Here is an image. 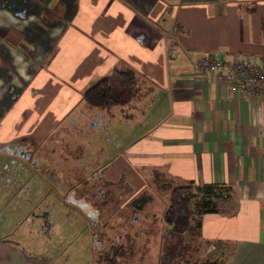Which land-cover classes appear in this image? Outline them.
Wrapping results in <instances>:
<instances>
[{
    "label": "crops",
    "instance_id": "obj_1",
    "mask_svg": "<svg viewBox=\"0 0 264 264\" xmlns=\"http://www.w3.org/2000/svg\"><path fill=\"white\" fill-rule=\"evenodd\" d=\"M188 56L264 68V0H0V163L36 153L40 166L48 158L61 169L0 184H81L82 154L115 147L105 183L226 186L232 208L203 214L201 239L223 264H264V95L233 90L230 75L203 72ZM114 69L134 73V98L90 106L84 93ZM45 188L26 198H43ZM31 210L18 215L30 220L25 234L17 215L12 235L0 229V264H32L13 247L53 214ZM41 253L31 256L42 261Z\"/></svg>",
    "mask_w": 264,
    "mask_h": 264
},
{
    "label": "rangeland",
    "instance_id": "obj_2",
    "mask_svg": "<svg viewBox=\"0 0 264 264\" xmlns=\"http://www.w3.org/2000/svg\"><path fill=\"white\" fill-rule=\"evenodd\" d=\"M131 133L132 130H130ZM105 142H108V138ZM115 150V147L111 151L103 152L86 150L81 158L82 167L76 169L77 172L74 174V177H79L82 183L60 185L54 182V185L59 187V200L52 199L53 195L49 194L54 185L50 184L48 179L42 185L38 183L0 184V229L3 232L10 231V234H13V224H11V228L8 225L9 217L11 216L10 220H13L14 215L18 216L24 212L26 207H32L31 213L47 210L53 214L50 221L42 218L39 224L33 222L35 225H40L42 230L44 229L43 231L40 229L41 231L35 232V234L32 231V236L27 237L26 243H18L16 247H13L21 262L32 264H126L121 263L120 259H114L113 256L103 257V252L113 250L111 246L114 243L111 240H118L128 245L129 238L136 248H133L135 256L129 260L128 264H159L160 255L165 252V242L162 239L165 225L162 223V215L169 203L168 195L161 193L160 187L150 181L144 182V185H139L137 181L130 184L127 182L128 178L118 176L117 179H114L113 184L105 183L104 175L106 171L111 170L108 164L116 154ZM5 154L9 153L5 152ZM28 160V163L12 161L6 165H3L4 161L1 160V180L8 179L13 174L17 177L26 175L29 177L28 174L31 173V176L35 174L37 176H41V174L61 175L59 173L61 169H58L57 166L52 167L55 163L49 162L48 158L46 160L49 164L45 166L43 164L40 166L42 159L39 154L34 153L28 157ZM112 170H118L115 164ZM54 180L57 181L55 177ZM72 180L76 181L77 178ZM45 183L46 185H44ZM62 186L65 187L63 193L60 192ZM34 187H48L50 190L45 188L43 193L41 192V197H43L41 199H27L28 195L32 197L35 194L28 191ZM73 187L75 189H72ZM68 188L71 190L69 191ZM9 196L11 199H3ZM62 197L64 199H61ZM142 197L149 200L144 208L142 210L133 208L132 201L135 199L142 201ZM211 199L221 210L226 211L232 208L233 199L229 194L223 193L213 196ZM96 209L100 213L96 214ZM17 218V233L25 234L26 229L31 225L30 220L27 221L26 216ZM127 218L128 220L136 218V221L127 224L125 222ZM32 219L36 221V219ZM47 221L50 223V227L47 226ZM22 222H24L23 225H21ZM104 234H106V239H102ZM36 241L43 242L42 246L39 243L34 245L33 243ZM94 241L100 245H95ZM175 245V249L182 250L177 264H200L208 259L216 258L215 250L208 247L203 239L195 237L191 233L184 234L181 241H176ZM35 246H41V248H35ZM38 250L42 251V261H37L31 256ZM116 260L119 261L116 263Z\"/></svg>",
    "mask_w": 264,
    "mask_h": 264
},
{
    "label": "trees",
    "instance_id": "obj_3",
    "mask_svg": "<svg viewBox=\"0 0 264 264\" xmlns=\"http://www.w3.org/2000/svg\"><path fill=\"white\" fill-rule=\"evenodd\" d=\"M136 87L137 80L133 72L114 69L110 75L101 78L90 87L84 93V99L90 106L100 109L126 105L134 98ZM156 184L168 194L169 199L168 206L162 215V223L165 225V230L162 232L165 252L160 255L159 264H177L178 257L182 255V250L175 249V242H180L186 233H191L195 237L201 238L202 215L223 212L212 202L211 198L218 196L217 192H230V190L226 186L216 184L196 186L190 183L174 186L169 182H164L162 178L156 179ZM141 199L142 201L140 199L132 201L131 206L140 210L143 209L149 200L144 197ZM192 205L193 207H191ZM134 221V219H131L125 222L129 224V222L132 223ZM105 235L102 236V239H106ZM128 240H130L128 245L118 240H111L114 243L111 246L113 250L103 252V257L113 256L115 257L114 259H120L121 263L128 264L129 260L135 256L133 248H136L135 244H132L131 239L128 238ZM118 261L116 260V263ZM200 264L223 263L218 258H215L208 259Z\"/></svg>",
    "mask_w": 264,
    "mask_h": 264
},
{
    "label": "built area",
    "instance_id": "obj_4",
    "mask_svg": "<svg viewBox=\"0 0 264 264\" xmlns=\"http://www.w3.org/2000/svg\"><path fill=\"white\" fill-rule=\"evenodd\" d=\"M189 61L203 72H226L230 75L233 90L264 95V68L256 67L246 58L189 57Z\"/></svg>",
    "mask_w": 264,
    "mask_h": 264
}]
</instances>
